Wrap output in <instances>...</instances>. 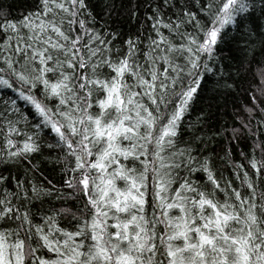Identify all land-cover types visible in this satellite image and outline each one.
<instances>
[{
    "label": "snow or ice",
    "instance_id": "snow-or-ice-1",
    "mask_svg": "<svg viewBox=\"0 0 264 264\" xmlns=\"http://www.w3.org/2000/svg\"><path fill=\"white\" fill-rule=\"evenodd\" d=\"M10 8L0 0V264H264V71L245 79L257 45L264 56V0ZM206 83L248 98L231 125L197 108ZM225 160L238 186L217 175Z\"/></svg>",
    "mask_w": 264,
    "mask_h": 264
},
{
    "label": "trees",
    "instance_id": "trees-1",
    "mask_svg": "<svg viewBox=\"0 0 264 264\" xmlns=\"http://www.w3.org/2000/svg\"><path fill=\"white\" fill-rule=\"evenodd\" d=\"M33 0H6V3L11 5L10 18H19L22 14H26ZM141 23L139 21H124L120 25V30L124 33V38H127V34L131 32H136L140 29ZM146 34V32H145ZM251 58V57H250ZM259 71H264V56L261 55L259 47L257 45V50L255 53V57L252 59L251 67L248 69V72L245 76L246 81L251 82L252 84H258L259 79L257 77V73ZM210 83H206L205 91L202 92L200 100H198L197 108H206L209 103L212 104V111L215 114V117H218L220 122L227 121L229 125L232 124L234 120L233 113L238 111L245 103L248 102V98L242 92L236 91L232 93H228L225 95H217L213 98L211 92L207 91L210 88ZM198 113L193 112L192 116L195 117ZM218 126V125H217ZM234 126V125H233ZM251 149V143L249 142L247 145L240 144L236 145L233 149L232 156L236 160H240L242 163H246L241 157L242 152H249ZM47 155V154H45ZM224 156V153L220 154ZM231 161L225 160L223 163L217 164V175H223L226 179H230L234 185L238 186L239 182L236 180L235 175H233V171L229 166ZM51 166L48 168V175H51ZM242 175V174H241ZM222 199V196L220 197ZM46 205L45 207H48ZM65 207H70V205H64ZM37 207H40L38 204ZM57 208L61 207V205H56ZM66 226V225H62Z\"/></svg>",
    "mask_w": 264,
    "mask_h": 264
}]
</instances>
